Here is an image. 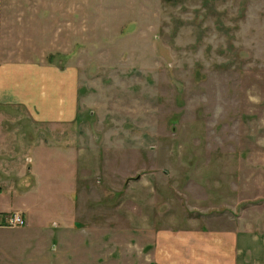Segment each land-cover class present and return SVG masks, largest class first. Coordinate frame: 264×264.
I'll return each instance as SVG.
<instances>
[{"label": "rangeland", "instance_id": "1", "mask_svg": "<svg viewBox=\"0 0 264 264\" xmlns=\"http://www.w3.org/2000/svg\"><path fill=\"white\" fill-rule=\"evenodd\" d=\"M49 36L50 63L75 70L77 115L46 126L0 108V142L14 150L3 157L21 164L0 174L22 196L30 148L50 146L40 194L0 195V209L32 211L0 228V261L154 264L157 231L219 228L249 234L242 264H253L264 250V0H50Z\"/></svg>", "mask_w": 264, "mask_h": 264}, {"label": "crops", "instance_id": "2", "mask_svg": "<svg viewBox=\"0 0 264 264\" xmlns=\"http://www.w3.org/2000/svg\"><path fill=\"white\" fill-rule=\"evenodd\" d=\"M16 4L0 0V108L22 110L31 124L71 123L78 110L76 73L71 67L50 63V0L22 4L21 10ZM22 28L28 29L25 35H22ZM4 115L0 113L1 117ZM30 150L32 155L27 161L31 166L27 169L31 190L24 196L40 194V167L46 171L50 167L49 162L41 164L38 161L39 154L50 151L48 144H40ZM12 151L4 149L0 142V170L3 173L4 163L21 165L3 157L4 153ZM16 169L20 176L21 169ZM10 178L22 181L20 177ZM9 182V178L0 174V187L5 186L0 188V195H6L10 200L23 198L21 187H13ZM69 195L74 194L69 192ZM22 205L0 209V214L8 213L0 221V228L7 227L4 224L11 211L12 214L24 213L30 222L31 208ZM262 233L259 237L263 239L264 248V231ZM241 234L247 236L248 242L249 234L236 229L157 231L150 254L154 264H242L248 260L243 251L247 243L243 247L240 244ZM256 236L254 234V238ZM253 264H264V250L256 252Z\"/></svg>", "mask_w": 264, "mask_h": 264}, {"label": "built area", "instance_id": "3", "mask_svg": "<svg viewBox=\"0 0 264 264\" xmlns=\"http://www.w3.org/2000/svg\"><path fill=\"white\" fill-rule=\"evenodd\" d=\"M4 225L10 228L23 227L25 226V220L20 214L13 213L6 218Z\"/></svg>", "mask_w": 264, "mask_h": 264}]
</instances>
